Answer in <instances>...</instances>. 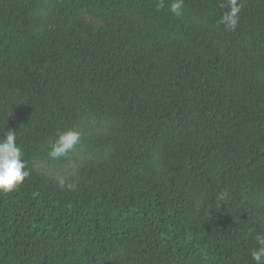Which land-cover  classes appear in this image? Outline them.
Masks as SVG:
<instances>
[{"label": "trees", "instance_id": "1", "mask_svg": "<svg viewBox=\"0 0 264 264\" xmlns=\"http://www.w3.org/2000/svg\"><path fill=\"white\" fill-rule=\"evenodd\" d=\"M0 264H264V0H0Z\"/></svg>", "mask_w": 264, "mask_h": 264}, {"label": "rangeland", "instance_id": "2", "mask_svg": "<svg viewBox=\"0 0 264 264\" xmlns=\"http://www.w3.org/2000/svg\"><path fill=\"white\" fill-rule=\"evenodd\" d=\"M81 156L82 155L79 154V151L73 148L67 156L65 163L58 164L56 166L38 165L37 169L46 172L56 179L62 180L73 175L77 166L76 162L79 163L82 160Z\"/></svg>", "mask_w": 264, "mask_h": 264}]
</instances>
